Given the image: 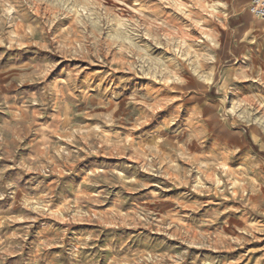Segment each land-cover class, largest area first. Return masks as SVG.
Instances as JSON below:
<instances>
[{
  "label": "rangeland",
  "instance_id": "374dc122",
  "mask_svg": "<svg viewBox=\"0 0 264 264\" xmlns=\"http://www.w3.org/2000/svg\"><path fill=\"white\" fill-rule=\"evenodd\" d=\"M248 2L0 0V264H264Z\"/></svg>",
  "mask_w": 264,
  "mask_h": 264
},
{
  "label": "built area",
  "instance_id": "2783aa9c",
  "mask_svg": "<svg viewBox=\"0 0 264 264\" xmlns=\"http://www.w3.org/2000/svg\"><path fill=\"white\" fill-rule=\"evenodd\" d=\"M249 13L256 19L264 20V0H251Z\"/></svg>",
  "mask_w": 264,
  "mask_h": 264
},
{
  "label": "crops",
  "instance_id": "0c3cea01",
  "mask_svg": "<svg viewBox=\"0 0 264 264\" xmlns=\"http://www.w3.org/2000/svg\"><path fill=\"white\" fill-rule=\"evenodd\" d=\"M248 1H249L248 4H250V1H251V0H248ZM244 5H245V4H244ZM258 20H259V19H258ZM260 21H264V20H260ZM243 26H245V24H244ZM243 26H241V27L237 26V27H238L237 30L241 29ZM237 30H236V31H237Z\"/></svg>",
  "mask_w": 264,
  "mask_h": 264
}]
</instances>
